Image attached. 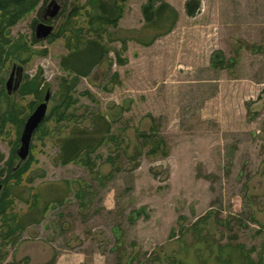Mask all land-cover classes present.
<instances>
[{"label":"rangeland","instance_id":"rangeland-1","mask_svg":"<svg viewBox=\"0 0 264 264\" xmlns=\"http://www.w3.org/2000/svg\"><path fill=\"white\" fill-rule=\"evenodd\" d=\"M86 1L57 0L67 11ZM147 1L126 0L116 30L108 28L109 55L73 86L75 123L50 122V136L32 139L35 163L11 189L9 213L23 230L15 243L0 237V264H264V0H198L193 17L188 0H163L174 27L145 47L137 38L155 32H142ZM39 15L22 18L10 38L29 43ZM85 23L80 10L75 26ZM38 41L21 78L42 70L48 114L75 73L61 65L70 55L63 38ZM96 114L117 139L93 150L91 168L62 166V138L74 125L89 129ZM7 129L0 169L15 139ZM143 133L161 140L156 152L142 147Z\"/></svg>","mask_w":264,"mask_h":264},{"label":"trees","instance_id":"trees-1","mask_svg":"<svg viewBox=\"0 0 264 264\" xmlns=\"http://www.w3.org/2000/svg\"><path fill=\"white\" fill-rule=\"evenodd\" d=\"M47 1L0 0V104L2 101L6 102V109L0 113V136L7 132V128L14 130L15 136L14 141L10 142L11 151L10 156L5 161V169H0V184L2 185L0 193V226L5 230L0 234V237L4 244L8 242L15 243L18 237L17 234L23 230L22 226L17 222V218L9 213L11 209L10 205L12 204L11 189L20 184L22 176L29 172L28 170L35 163V159L32 154L33 145L30 144L28 160L14 171L19 161L16 156V150L19 146V138L26 118L43 101L44 96L42 94L45 84L41 69H38L33 76L24 74L16 89V95L20 101L25 96L33 97L34 101L28 103L26 106L22 105L19 101H13L14 98L7 94L4 89L5 79L3 77L6 65L14 61L16 66L24 69V65L34 55L32 46L39 42L35 39L34 33L29 43L23 40L22 37L14 40L10 38L9 30L22 21V18L33 14V12H36V14L40 12L39 18L32 21L34 29L35 25L41 20L40 16ZM125 2L126 0H87L83 5H72L73 7L68 9V11L66 9L67 6L63 7L60 16L64 15V22L60 25L58 32L51 34L49 39L55 40L61 37L66 41L70 55L61 59V65L64 69L70 72L73 71L75 77L71 80V83H68L65 78L62 79L61 89L65 90V92L60 91V104L49 110V113L33 134V138L36 135H40L39 138L43 140L45 137L50 136L49 126H47L50 122L59 125L62 121L74 122L77 119L74 112H69L72 104L78 102V99L70 96L73 86L79 78L87 76L95 66H99L109 55V42L113 39H111L108 28L111 27L116 30L122 16L121 13L125 7ZM198 7V0H188L185 3L186 13L191 17L196 14L195 11ZM80 10H83L86 17L85 25L87 30L83 27L75 26V19L79 16ZM141 15H143L144 20L142 32L155 31L150 40L144 37L137 38V42L145 47L150 46L159 36L169 33L174 27L176 20V13L163 0L158 2L157 6L154 0H148L147 4L141 8ZM159 29H161L160 32H157L156 30ZM84 33L91 35L92 38L87 39ZM120 41L121 45L125 47L126 40L121 39ZM40 53L47 55L46 50ZM119 55V53L116 55L117 62L122 63ZM85 94L90 95L88 92ZM90 121L92 125L89 129H81L74 125L67 135L62 138L58 154L62 166L79 162L91 168L95 165L90 157L93 150L101 146L106 140L117 139L111 132V123L106 121L101 115H93ZM140 137L144 140L142 147L150 145V153L156 152L162 144L160 139L153 141L152 136L146 133L140 134ZM119 157V154L109 156L106 162L113 164ZM1 159L2 156H0V161H2ZM200 220L196 221L195 226ZM9 222L14 223V226L10 227L8 225Z\"/></svg>","mask_w":264,"mask_h":264},{"label":"water","instance_id":"water-1","mask_svg":"<svg viewBox=\"0 0 264 264\" xmlns=\"http://www.w3.org/2000/svg\"><path fill=\"white\" fill-rule=\"evenodd\" d=\"M52 7V8H51ZM51 8V9H50ZM50 10V11H48ZM61 10L60 4L57 2H49L46 5V13L43 15L44 21L39 22L36 24L34 28V37L36 40H45L47 37H49L53 33V26L49 25L46 23L47 20H54L58 13ZM16 70L18 73L22 72L21 67H17L14 64L12 65V72ZM21 74L20 78L17 79L14 85H12L13 80L10 78L5 82V90L7 91V94H11V92L17 91L16 89L18 88L20 82H21ZM49 98H50V91L47 90L44 97L43 101L40 102L37 107L32 111V113L26 118L25 125L23 127V130L20 134L19 138V146L17 147L16 150V156L18 158V163L14 168V171L19 168L21 164L26 162L28 159V155L30 152V144L32 142L33 134L35 131L38 129V126L40 123L44 120L45 116L47 115V106L49 103ZM2 191V185L0 184V193Z\"/></svg>","mask_w":264,"mask_h":264},{"label":"flooded vegetation","instance_id":"flooded-vegetation-1","mask_svg":"<svg viewBox=\"0 0 264 264\" xmlns=\"http://www.w3.org/2000/svg\"><path fill=\"white\" fill-rule=\"evenodd\" d=\"M53 1H55V2H57V0H49V1H47V4L49 3V2H53ZM58 3V2H57ZM46 4V5H47ZM59 4V3H58ZM46 5H45V8H44V10H43V12H42V14H41V16H40V21L39 22H43L44 21V19H42L43 18V15L46 13ZM52 8V7H51ZM50 8V9H51ZM62 9V8H61ZM48 11H50V10H48ZM56 19V18H55ZM54 19V20H55ZM54 20H47L46 21V23L47 24H49V25H52V22L54 21ZM38 22V23H39ZM37 23V24H38ZM36 26V25H35ZM13 65V64H12ZM15 65V64H14ZM16 66V65H15ZM18 67V66H17ZM20 74L21 73H18V71L16 72V70H14L13 72H12V68H11V71H10V73L8 74V80L10 79V78H12V80H13V84L12 85H14L15 84V82L17 81V79H19L20 78ZM4 89H5V83H4ZM7 92V91H6Z\"/></svg>","mask_w":264,"mask_h":264}]
</instances>
